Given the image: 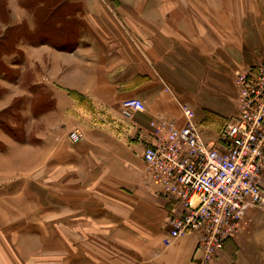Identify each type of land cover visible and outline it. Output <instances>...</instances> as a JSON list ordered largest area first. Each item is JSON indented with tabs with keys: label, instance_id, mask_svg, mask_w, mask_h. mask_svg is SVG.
<instances>
[{
	"label": "crops",
	"instance_id": "1",
	"mask_svg": "<svg viewBox=\"0 0 264 264\" xmlns=\"http://www.w3.org/2000/svg\"><path fill=\"white\" fill-rule=\"evenodd\" d=\"M28 1L0 0V40L45 39L0 41V264H204L194 233L162 245L173 205L141 155L152 121L184 125L181 105L206 141L235 115V76L264 59V0ZM130 99L144 111L124 116ZM230 240L210 264H256Z\"/></svg>",
	"mask_w": 264,
	"mask_h": 264
},
{
	"label": "built area",
	"instance_id": "2",
	"mask_svg": "<svg viewBox=\"0 0 264 264\" xmlns=\"http://www.w3.org/2000/svg\"><path fill=\"white\" fill-rule=\"evenodd\" d=\"M234 83L236 113L215 139L204 140L194 112L181 105L184 125L152 121L141 155L148 185L173 205L162 245L194 233L204 264L238 237L248 210L264 207V59ZM144 109L138 99L120 105L124 116ZM82 138L78 131L68 135L72 145Z\"/></svg>",
	"mask_w": 264,
	"mask_h": 264
},
{
	"label": "rangeland",
	"instance_id": "3",
	"mask_svg": "<svg viewBox=\"0 0 264 264\" xmlns=\"http://www.w3.org/2000/svg\"><path fill=\"white\" fill-rule=\"evenodd\" d=\"M45 36L53 39L58 38L59 33L52 30V27L48 24L46 26ZM235 80V78H234ZM221 129V128H220ZM219 129V130H220ZM218 130V132H219ZM71 144V143H70ZM253 220L251 223L238 234V237L230 240V244L233 246L232 249L240 250L242 255L240 256L241 262L250 263L254 261L256 264L264 263V207H260L253 210ZM228 246V244H227ZM250 252V253H249ZM230 264H235L236 252L231 253ZM234 254V255H233ZM214 263V261H212ZM208 262L206 264H210Z\"/></svg>",
	"mask_w": 264,
	"mask_h": 264
},
{
	"label": "trees",
	"instance_id": "4",
	"mask_svg": "<svg viewBox=\"0 0 264 264\" xmlns=\"http://www.w3.org/2000/svg\"><path fill=\"white\" fill-rule=\"evenodd\" d=\"M30 1L32 2L30 5H34L35 3H37V0H30ZM30 1H28V2L30 3ZM64 16L62 17L63 22H62L61 26L57 29V32H59V33H63V31L66 28V25L69 23V21L65 20ZM34 17L36 18V24H38V22H39L38 21L39 20L38 13H35ZM50 18H53V15H48L46 13L42 17V21H44L46 23V22H48L50 20ZM53 26H55V25L53 24ZM22 36H25L26 39H29V41H31V42H42V41H45V39H42L40 37V33L38 32V30L33 35H29L26 31L23 30V28H20V30L19 29L7 30L6 34L4 36H2L0 41L5 42L6 44H11L12 42H14L15 40H17L18 38H20Z\"/></svg>",
	"mask_w": 264,
	"mask_h": 264
}]
</instances>
